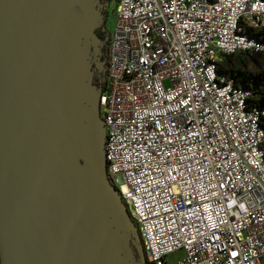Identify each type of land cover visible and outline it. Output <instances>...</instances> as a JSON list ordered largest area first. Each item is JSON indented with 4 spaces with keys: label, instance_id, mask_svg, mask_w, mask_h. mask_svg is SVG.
<instances>
[{
    "label": "built area",
    "instance_id": "2783aa9c",
    "mask_svg": "<svg viewBox=\"0 0 264 264\" xmlns=\"http://www.w3.org/2000/svg\"><path fill=\"white\" fill-rule=\"evenodd\" d=\"M101 79L109 176L153 264H264L263 109L220 73L264 50V0H116Z\"/></svg>",
    "mask_w": 264,
    "mask_h": 264
},
{
    "label": "water",
    "instance_id": "95a60500",
    "mask_svg": "<svg viewBox=\"0 0 264 264\" xmlns=\"http://www.w3.org/2000/svg\"><path fill=\"white\" fill-rule=\"evenodd\" d=\"M101 0H0V264H147L108 172Z\"/></svg>",
    "mask_w": 264,
    "mask_h": 264
},
{
    "label": "trees",
    "instance_id": "16d2710c",
    "mask_svg": "<svg viewBox=\"0 0 264 264\" xmlns=\"http://www.w3.org/2000/svg\"><path fill=\"white\" fill-rule=\"evenodd\" d=\"M111 0H101L103 18L107 17ZM251 34L261 35L264 40V30L253 27L247 28ZM101 39L105 38V30L98 29ZM95 67V66H94ZM220 73L234 78L236 85H244L251 90L248 98L249 106H258L263 109L260 115L261 123L264 124V50H252L248 52L222 53L218 61ZM101 72L94 75V81L105 89V82L101 79ZM146 253V250H145ZM147 264H153L147 258Z\"/></svg>",
    "mask_w": 264,
    "mask_h": 264
},
{
    "label": "rangeland",
    "instance_id": "374dc122",
    "mask_svg": "<svg viewBox=\"0 0 264 264\" xmlns=\"http://www.w3.org/2000/svg\"><path fill=\"white\" fill-rule=\"evenodd\" d=\"M115 7H116V0H111L110 5H109L108 15L105 18H103V17L101 18L100 24L98 26L99 29L105 30L106 36H105V38L100 40V49H99L98 53L102 59L97 61V63H96L97 65L95 67L94 74H96L98 72H102V65H103L102 63H103V59H105V55L107 53L109 33H110L111 29L114 28L116 17H117Z\"/></svg>",
    "mask_w": 264,
    "mask_h": 264
},
{
    "label": "flooded vegetation",
    "instance_id": "af4514ba",
    "mask_svg": "<svg viewBox=\"0 0 264 264\" xmlns=\"http://www.w3.org/2000/svg\"><path fill=\"white\" fill-rule=\"evenodd\" d=\"M98 29H99V27H97V31H98ZM100 59H102V58H101V56H100V55H98V57H97V60L95 61V67H96V65H97V64H96V63H97V61H98V60H100ZM103 61H104V59H103ZM102 64H103V63H102ZM102 66H103V65H102Z\"/></svg>",
    "mask_w": 264,
    "mask_h": 264
}]
</instances>
